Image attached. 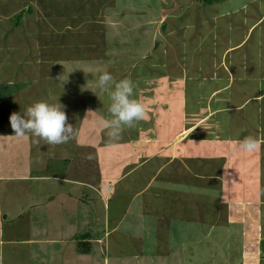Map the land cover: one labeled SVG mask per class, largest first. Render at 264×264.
Instances as JSON below:
<instances>
[{"label": "crops", "instance_id": "crops-1", "mask_svg": "<svg viewBox=\"0 0 264 264\" xmlns=\"http://www.w3.org/2000/svg\"><path fill=\"white\" fill-rule=\"evenodd\" d=\"M8 2L12 1L8 0ZM114 2L115 0L112 4ZM4 4L6 3L0 2V51L4 56L0 58V68L12 67L11 70L16 69L18 72L15 74L21 76L17 78L13 72L0 75L2 114V119L0 118V264H89V261L96 264H111L113 259L107 260L106 253L107 251L112 253L115 248L118 249L116 251L122 252L123 250L118 246L131 248L132 257L135 259L140 253L145 256L147 254V263L154 264H264V198L262 195L252 198L244 196L246 189H252V182L249 181L246 173L248 158L254 159L250 164L256 165L254 169L257 170L259 179L264 172V55L257 49L255 57L249 61L245 51L242 50L247 36L258 21L251 24L241 40L233 45L230 44L225 50L224 58H227L230 52L236 51V54L231 60L225 58L222 71L216 69L212 70V74L209 73L211 76L208 81L218 80L221 84L214 85L205 98L197 97V102L201 99L207 104V112L203 116L200 118L194 116L195 120L192 122L185 121L187 117L185 104L187 96L190 95L185 81H192L191 85L195 86L199 81L196 78L201 77L202 74L199 68L190 72L185 67L177 77L182 81L176 97L181 98L182 121L170 138L165 140L156 138L152 141L150 138H145L137 141L124 136L112 143L105 140L109 143L105 146L111 147L109 151L111 154L117 151V145L120 147L118 148L120 157L116 159V164H109L110 169L123 161L132 162L131 159H134L138 164L129 168L130 170L123 174L124 178L137 172L141 177L140 181H131L132 183L120 190L119 194L123 192V195L128 197L127 209L111 228L112 220L109 219L108 212L105 213L103 220L101 215L97 214L99 210L96 212L95 202H92L93 197H89L85 189L82 193L77 195L75 193L76 190L90 186L105 202L108 196H112V192L122 178L112 181L110 174L105 175L102 171L98 173L100 175L97 174L99 181L89 179L86 171L79 172V169H84L81 167L84 161L88 162L85 156L83 159L67 157V163L70 162L61 176L44 172L40 175L33 174V169L38 167V164L35 166L36 163L33 161L34 145L30 144L33 142L32 137L30 135L23 138L15 137L10 121L9 129L2 128V124L6 126L11 111L20 110V103L26 109L34 102L49 100L50 96L54 97L58 93L61 98L57 100L62 101L65 100L63 95H76L70 88L57 89L55 85L57 81L50 79L54 77L55 69L48 67V64H55L57 59L62 58L57 53L55 40L56 35L64 33L70 25L68 15L71 13L66 14L64 22L60 24L47 21V14L40 21L31 15L23 18L22 27L25 33L20 26H18L20 29L13 27L14 31L11 33H17L16 36L21 33L26 37V42L30 46V50L26 52L17 45L22 39L4 42L7 34L3 35L2 28L3 31L10 28L8 21L4 20L5 17L2 18L3 14L15 12L14 6L8 5V8L6 6L4 8ZM99 4L101 7L100 2ZM244 6L245 3L242 7ZM34 18L42 23V28H38L37 24L33 25ZM73 30L71 33H76ZM69 40L71 41V38ZM77 41L76 46L80 52L78 47L80 40ZM19 44L21 45L20 41ZM256 45L262 46L261 41ZM72 48L76 49L73 46L69 49ZM51 52L54 54L52 57ZM74 54L70 53V56ZM14 58L16 62L18 59L22 62L20 66L11 62L15 60ZM20 77L28 79L22 81ZM36 78L41 80V87L39 84L36 87L32 85V80ZM166 87V107L170 112L169 102L173 96L170 97L169 90L172 86ZM31 88L35 90L30 92ZM2 91H6V96H2ZM222 92H226L225 99L224 97L216 99ZM214 101L215 104L223 101L226 105L225 107L223 104L215 105ZM221 110L232 112L231 116L228 115L221 123L224 134L216 136L214 141L218 145L212 147V151L215 150L213 156L201 155L200 147L194 146L193 143H207L210 140L208 136L201 135V132L197 134V131ZM233 112L237 113L234 115ZM194 134L197 136L191 138ZM249 135L260 141V148L252 154L234 151L238 142ZM100 143L96 142L97 146L94 145L92 148L94 149L95 146V149L100 148ZM149 143L163 144V146L153 152L157 149V145L147 150ZM165 149L167 152H164ZM49 155L51 154L45 152L46 158L42 163L45 167L50 162ZM104 156L100 157L101 164L105 162ZM154 158H157L155 161H158V166L154 165ZM194 161L197 162L193 166ZM176 163H180L179 166L183 165V167L179 168V174L175 176L178 168L176 170L169 168ZM107 169L109 171V168ZM166 169L169 170L166 174L168 179L164 177ZM236 172L239 174L237 175ZM185 175L192 176V181H186ZM108 178L111 180L106 187L103 181H108ZM33 181H35L34 185ZM40 182H43V187H40ZM65 182L66 184H60ZM239 184L245 187V191L239 190V194L235 195L236 192L234 193L232 188L242 189V186L237 188ZM101 185H104L103 189ZM174 186L190 191L198 190L200 193L202 190L214 194L220 191L224 196L220 193L218 197L213 196L212 199L206 197L198 199L191 192L186 196L171 190L167 191L168 187ZM75 195L82 201L74 199ZM56 196L63 198V201L59 208V217L53 223L54 219L48 216L55 214L52 201ZM210 206L212 208H209ZM217 206L219 209H216ZM130 215L139 219L146 217L155 219L152 233H139V236L135 237L140 240L137 242L140 244L128 241L127 244L124 237L117 239L111 234L114 230H121L125 221L127 223L125 226L129 224L130 227V221L134 223L133 227L140 223L139 219H127ZM101 227L104 228L103 231L100 230ZM85 234L90 236L84 238ZM109 236L112 240L107 239ZM145 238H153L155 242L153 246L160 248L158 259L155 251L151 254L153 251L147 249L145 245L140 248ZM90 242H95L94 246L90 245ZM150 243L148 242V247H151ZM200 253L203 254V259L196 258V255H201ZM150 257H154V260H150ZM25 259L28 261L26 262Z\"/></svg>", "mask_w": 264, "mask_h": 264}, {"label": "rangeland", "instance_id": "rangeland-1", "mask_svg": "<svg viewBox=\"0 0 264 264\" xmlns=\"http://www.w3.org/2000/svg\"><path fill=\"white\" fill-rule=\"evenodd\" d=\"M11 1L12 2L0 0L2 4L6 3L3 6L4 8L5 6L8 8V5L14 6L15 8V12L3 14L2 17H5L4 20L8 21L7 24L9 28L13 24L16 25L18 22L16 16L20 13L23 14V18L30 17L31 15L38 21L47 14L48 17L46 20L51 21L50 23H63L66 14H72V12L83 3L82 0ZM243 3H245L244 7H242ZM91 5L93 8L86 14H83L85 24L81 26L82 29L80 31V43L78 45V47H80V52L74 54V56H70L71 50L69 48H56V50L60 52L59 55L62 58L57 59L55 64H48V67L55 69V75L50 79H52V81H57L55 82L57 89L70 88L72 93H76L75 96L63 95L62 97H64L65 100H59V103L64 106V111L68 117V123L79 130V135L69 143L55 147L43 145V142H41L42 144L40 145L34 142H30V144L34 145L33 161L36 163L35 166L38 164V167H34L33 174L40 175L44 172L61 176L64 174L63 172L70 162L67 163V157H82L83 159V156L87 158L91 156V159L88 158L87 163L84 161L81 166L84 169H79V172L86 171V175L89 179L95 182L99 181L97 174L102 171L105 172V175L110 174L111 178H113L112 181L117 178H122L120 179L121 182L115 187L114 192H112V196H108L105 202L101 200L99 194H96L90 186H87L88 188L76 190L75 193L77 195L82 193V190L85 189L84 191H86V194H88L89 197H93L92 202H95L96 212L99 210L97 214L101 215L103 218L105 217V213L108 212V217L112 220V228L115 222L126 213L127 209L128 197L123 195L122 191V193L119 194L120 190L127 184L132 183L131 181H140L141 177L138 176L139 172H137L132 176L124 178L125 176L123 174L130 170L129 168L138 164L134 159H131L132 162L123 161V163L110 169L111 166L109 164L115 163L116 159L120 157L118 153V148L120 147L117 145V151H114V154L109 153L111 147H109V145L106 147L105 144L112 143L113 141H110L105 131L98 126L99 120L102 118H110L108 114L110 100L108 94L101 91L97 86L99 76L107 71L114 75L117 80L124 78L133 80L138 85V88L135 90L134 98L138 99L146 107L148 113L147 118L141 121L135 129H126L121 138L129 136L137 141L145 138H150V141L156 138L162 140L170 138L174 132L177 131L182 121L180 109L182 107L181 98H176L179 91L178 87L182 84V81L177 77L185 67H187L186 70L188 69L190 72H194L196 68L202 71L201 77L199 76V78H196L199 81L195 86L191 85L192 81H185L190 94L187 96V102L185 104V106H187L185 109L187 112L185 121L192 122L195 120L194 116L200 118L207 112V104L201 99L197 102V97L199 96L200 98L201 96L205 98L214 85L221 84L218 80L208 81V78L211 76L209 73L212 74V70L216 69L217 71H219V69L222 71L226 58H224L223 55L225 50L230 44L233 45L238 40H241L253 22L258 21L247 36L242 50L245 51V55L248 57L249 61L255 57L254 54L257 49L261 50V54L264 55V0H213L211 3L207 4H204L203 0H115L114 4H112L111 0H106L105 2H101V7L99 0H92ZM11 9L12 7L9 8V10ZM35 18L33 25L35 26V24H37L38 28H42V23L37 22ZM21 23L23 22L21 21ZM70 25H68V28ZM90 27L92 33L90 32ZM16 28L20 29L18 27ZM176 28H184L183 35L177 34L173 30ZM177 32L179 33V31ZM83 34H86V36ZM16 35L17 33L7 34L8 37L5 38V40H12L13 42L22 39V41L19 40L21 45L19 41L17 45L21 46L23 51H29L30 46H28L26 42V37L22 36L21 33H18V36ZM84 38L87 39L86 42H84ZM73 40L75 42L71 41V44L76 46L78 41H76V39ZM102 41L105 42V46L101 47L99 43ZM260 41L262 46L257 47L256 44ZM176 43L179 44L175 45ZM235 54L236 51L230 52L226 59L231 60ZM1 56L4 58L3 53L0 51V58ZM14 62L17 63V66H20V63H22L19 59L17 62L16 59L12 61L13 64H15ZM11 68L12 67L7 66L1 67L0 75L2 76L6 72H13L14 76L17 78L21 76L15 74L18 72L16 69L11 70ZM20 79L25 81L28 78L20 77ZM37 84L41 87V80H39V78L33 79L32 85L36 87ZM167 85L172 86L170 87L169 95L170 97L173 96L170 101L172 102L174 100L173 104L169 102L171 105L170 112L167 111L166 107L167 100L165 95L167 93ZM237 85L239 86V84ZM33 90L35 89L31 88L29 91L32 92ZM64 90L60 91L65 92ZM80 93H82V95H80ZM4 95L6 96V91H2V96ZM43 95L44 94H42V97L45 98V95ZM226 96V92H222L216 99L219 97H224L225 99ZM54 97L56 100L61 98L59 93ZM224 99L223 101H225ZM223 101L219 103L223 104V107H225L226 104H224ZM213 104H215V101ZM19 106L20 110H12L10 115L13 112L23 114L25 108L21 103ZM231 113L232 112L221 110L197 131V134L201 132V135L208 136L210 140L207 143H193L194 146L200 147L201 155L213 156L215 154V150L212 151V147L217 146L218 143L214 140L216 136L224 134L221 123ZM233 113L235 115L237 112ZM1 115L0 112V118L2 119ZM234 115L232 117H234ZM9 121L10 120L7 121L8 125L6 124V126L2 124L3 129L10 128ZM197 134L192 135L191 138L197 136ZM105 140H109V143ZM100 141L102 143H100ZM96 142L101 144L98 149H95L97 146ZM94 145L96 146L93 149L92 146ZM154 145H157V149L153 152L160 150L163 146V144L149 143L147 144V150H149L150 147L153 148ZM191 148L193 147L191 146ZM45 152L51 154L48 156L50 162L46 167L42 164L46 158ZM164 152H167V150L165 149ZM101 156L106 157L104 164H101ZM156 159L157 158H154L153 160L155 161ZM166 159L167 158H165V160ZM253 161L254 159L248 158L247 163L249 165H247L248 170H246L248 179L252 182V189H246L244 196L252 198L256 197V195H262L264 198V172L260 175L261 178L259 179L258 172L254 169L256 165L250 164ZM195 162L197 161H194L192 164L193 166ZM154 163L155 166H158V161ZM179 164L180 163L172 164L169 168V170L173 168L176 170V168H178L175 176L179 174V168L183 167V165L179 166ZM107 168H109V171ZM169 170L166 169L164 177H166ZM53 171L55 172L53 173ZM90 172L93 173L90 174ZM236 174L238 175L239 172H236ZM111 178H108V181H103L106 187L109 185ZM184 178L186 181H192L193 177L185 175ZM34 182L35 181H33V185ZM58 183L59 182H56V184ZM60 184H66V182ZM43 186V182H40V187ZM238 187L242 189H236V187L232 188L233 192H236L235 195L239 194V190L245 191V187L242 184L237 185V188ZM168 190L186 196H189L188 193L191 192L192 195L198 199H204L205 197L212 199L214 198L213 196L218 197L220 193L221 196H224V193L220 191H216L217 194H214L210 191L206 192V190H202L200 193L198 190L190 191L184 188L179 189L175 186L168 187L167 191ZM76 195L73 196V198L82 201L78 199ZM62 201L63 198L58 196L53 197L52 204L55 214L48 216L54 219L53 223H55L59 217V208L62 205ZM209 208L212 207L210 206ZM216 209H219V207L217 206ZM44 210H46V208H44ZM129 218L132 220L139 219L133 215H130L127 219ZM139 221L140 223L134 225V227L132 226L134 224L132 221L129 222L131 227L129 224L125 226V221L121 230H114L111 232L112 236L114 235L117 239L124 237L126 242L140 244L137 243L140 240L138 238L135 239V237L139 236V233H152L151 231H153V222L155 219L154 217H146L139 219ZM59 223L65 224L64 222ZM100 230L103 231L104 228L102 229L101 227ZM107 239H111V236ZM144 240L140 248L146 246L147 249L149 248L153 251L151 254H154L155 251L157 253L156 259H158V256H160V248H158V246H153L155 245L153 238H145ZM148 242H151V247H148ZM94 243L95 242H92L90 245L94 246ZM96 244L98 243L96 242ZM118 248L123 251H116L117 248H115L112 253L109 251L106 253L105 257H107V260H109V258H111V260L113 259L111 264H154L153 262L147 263V254L145 256L140 253L139 259H135L132 257L131 248L127 247L125 249L124 246H118ZM196 258L203 259L204 256L203 254L196 255ZM152 259L154 260V257H150V260ZM25 260L26 262L28 261L27 259ZM89 264L96 263L89 261Z\"/></svg>", "mask_w": 264, "mask_h": 264}, {"label": "clouds", "instance_id": "clouds-1", "mask_svg": "<svg viewBox=\"0 0 264 264\" xmlns=\"http://www.w3.org/2000/svg\"><path fill=\"white\" fill-rule=\"evenodd\" d=\"M101 91L108 94L110 104L108 114L110 118L98 121L110 141L121 139L123 132L135 129L141 121L147 118V110L135 97L138 85L129 78L117 80L110 72H103L97 81ZM53 101V102H49ZM10 125L17 138L31 136L33 142L40 145L55 147L67 144L76 139L79 130L68 123L64 106L55 97L40 100L28 106L23 114L13 112ZM260 141L253 136L243 137L234 151L252 154L260 148ZM91 159V156L88 157ZM104 185H101L103 189Z\"/></svg>", "mask_w": 264, "mask_h": 264}, {"label": "trees", "instance_id": "trees-1", "mask_svg": "<svg viewBox=\"0 0 264 264\" xmlns=\"http://www.w3.org/2000/svg\"><path fill=\"white\" fill-rule=\"evenodd\" d=\"M103 1L105 2L106 0H99L100 3L103 2ZM212 1L213 0H203V3L207 4V3H211ZM219 1H221V0H219ZM91 2H92V0H83V3H81L79 5V7L76 10H74V12H72L71 15H68L69 16L68 17V21L70 22V24H71L70 27H72V28L69 27V28L66 29V31L64 33H59L58 35H56L57 38L55 40V47H58V48L61 47L63 49L64 48H70V47L73 46L71 44L74 41L73 39H76V41L80 40L79 37L81 35V33H80V31L82 29L81 26H83L85 24V18L83 17V14H86L87 12H89L90 9L93 8L92 5H91ZM84 11H85V13H84ZM16 18L18 19V22L16 23V25L13 24L12 26H10V29L7 30V31H3L4 28H2L3 30L1 29L2 32H4L3 35L10 34L13 31V27H18V26H20V28L22 29V32L25 33L24 28L22 27V23H21V21L23 20V14L20 13L19 15L16 16ZM72 29H74L77 34L76 33H71ZM89 29H90V32L92 33L91 27ZM173 30L177 34H180V35H183V33H184V28H180V29L176 28V29H173ZM176 30L179 31V33ZM83 35L86 36V34H83ZM7 37L8 36L6 35V37H4V38H7ZM70 38H71L72 42L69 40ZM83 40H84V42L87 41L86 38H84ZM4 42L6 43L7 41L4 39ZM178 44L179 43H176L175 45H178ZM99 46H101V47L105 46V42L104 41L100 42ZM73 47H75L76 49L72 48L70 53L74 54L73 52H79V49L77 48V46H73ZM57 53L59 54L60 52L57 51ZM50 55L52 57L54 54L51 52ZM50 69H52V68H50ZM49 73L52 75V71H50ZM86 236L89 237L90 234H88V235L85 234L84 238H87Z\"/></svg>", "mask_w": 264, "mask_h": 264}]
</instances>
